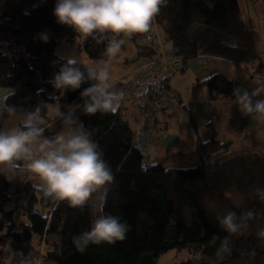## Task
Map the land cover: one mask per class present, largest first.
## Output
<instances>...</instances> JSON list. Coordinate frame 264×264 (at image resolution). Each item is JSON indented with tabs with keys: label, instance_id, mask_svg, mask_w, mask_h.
Here are the masks:
<instances>
[{
	"label": "trees",
	"instance_id": "16d2710c",
	"mask_svg": "<svg viewBox=\"0 0 264 264\" xmlns=\"http://www.w3.org/2000/svg\"><path fill=\"white\" fill-rule=\"evenodd\" d=\"M54 6L55 0H0V90L9 91L0 99V129L6 120L33 111L43 118L44 129L51 122L43 110L47 104L59 101L67 112L69 106L84 103L81 93L94 83L86 81L64 92L52 87L51 79L65 62L54 51L62 39L77 34L57 23ZM154 20L170 42L172 57L186 61L201 54L242 66L256 60L253 36L241 19L237 0H162ZM40 33L48 34L47 43ZM141 36L133 33L130 38L136 44ZM107 44V33L89 35L82 48L89 59L98 60L104 58ZM136 49L140 54L147 48L136 44ZM203 85L214 97L231 98L234 93L233 82L222 75ZM75 116L114 174L101 214L126 221V238L113 245L90 244L80 253L72 238L90 229L91 202L73 207L28 182L13 198L0 175V259L13 250L18 253L13 264H20L19 253L32 264L31 255L43 239L47 252L42 259L53 264H156L170 250L189 253L181 264H232L234 257L245 264H264V249H259L264 239L256 235L264 228V199L255 195L257 188H264L263 156L232 152L230 144L212 134L207 142L196 143L195 167L167 169L163 160L150 165L146 155L132 149L131 127L118 113L89 115L77 109ZM14 200L22 201L21 219H14L17 210H6ZM229 210L238 216L251 210L255 216L246 218V228L230 234L218 223ZM225 237L231 251L221 260L216 252Z\"/></svg>",
	"mask_w": 264,
	"mask_h": 264
},
{
	"label": "clouds",
	"instance_id": "9594fccd",
	"mask_svg": "<svg viewBox=\"0 0 264 264\" xmlns=\"http://www.w3.org/2000/svg\"><path fill=\"white\" fill-rule=\"evenodd\" d=\"M162 0H55L53 15L57 23L70 26L83 36L98 37L103 33L125 34L145 33L160 10ZM39 38L47 43V33ZM123 43L122 39L108 41L106 53L116 56ZM86 81H94L81 93L85 97L82 105L68 107L59 112L62 130L49 139L42 135L43 118L37 111L29 112L20 127L0 129V166H14L15 161H24L25 167L38 180L36 185L47 196L56 201H66L73 207H82L92 201L95 194L96 206L103 208L106 203L108 186L114 180L110 166L103 159L99 145L91 138L75 116L77 109L93 115L97 112L115 111L121 94L110 91V70L107 64L88 66L82 70L79 61L67 57L59 71L51 79L52 87L59 91L76 90ZM264 89L252 92L234 89L240 111L247 115L256 113L264 118ZM257 97H262L257 99ZM255 195L264 199V188H257ZM251 210L238 216L229 210L218 223L224 231L235 234L247 227L246 218H253ZM129 225L119 216L97 215L89 230L72 238L76 250L83 253L91 245H113L123 241ZM264 239V228L257 232ZM231 251L230 240L225 237L217 249L222 260ZM18 255L10 250L7 259L0 264H13ZM20 264H30L29 258L19 253Z\"/></svg>",
	"mask_w": 264,
	"mask_h": 264
},
{
	"label": "crops",
	"instance_id": "0c3cea01",
	"mask_svg": "<svg viewBox=\"0 0 264 264\" xmlns=\"http://www.w3.org/2000/svg\"><path fill=\"white\" fill-rule=\"evenodd\" d=\"M240 16L243 21L241 11ZM248 22L250 26L258 28L256 37L243 21L253 36L256 56L253 63L236 65L224 59L201 54L186 61L179 58L174 62L167 79V92L173 101L152 128L157 141L149 147L146 154L150 165L163 160L167 169L193 168L199 163L195 154L196 143L207 142L212 134L221 143L230 144L232 152H251L264 157V118L253 113L243 114L235 93L231 98L214 97L203 85L209 78L222 75L233 82L234 89L239 87L249 92L258 88L264 89V20L257 16L254 19L249 17ZM149 54L150 51L144 49L139 54L140 63L128 65L129 71L126 74L139 67ZM8 94L9 91L0 90V99L3 100ZM259 98L262 97H257ZM43 110L51 122L45 126L42 135L51 139L62 130V121L58 114L65 110V106H61L59 101H54L47 104ZM24 118L25 116L10 118L3 123L1 129L20 127ZM189 164L193 167H189ZM0 175L13 198L25 182L39 189L36 187L38 180L26 169L22 160L15 161L14 166H0ZM12 209L13 207L9 206L6 210ZM33 241L36 242L35 239ZM43 243L44 240L41 239L36 248L42 251ZM36 253H39V250ZM42 257L43 254L39 257V264H53L43 261ZM35 262L32 257V263Z\"/></svg>",
	"mask_w": 264,
	"mask_h": 264
},
{
	"label": "built area",
	"instance_id": "2783aa9c",
	"mask_svg": "<svg viewBox=\"0 0 264 264\" xmlns=\"http://www.w3.org/2000/svg\"><path fill=\"white\" fill-rule=\"evenodd\" d=\"M139 41L151 56L116 83V92L121 94V100L114 112L124 118H134L131 147L146 155L149 147L157 141L152 128L173 101L167 92V79L178 58L168 54L170 42L161 34L154 18L149 31L142 33ZM42 254L40 252L39 257Z\"/></svg>",
	"mask_w": 264,
	"mask_h": 264
},
{
	"label": "rangeland",
	"instance_id": "374dc122",
	"mask_svg": "<svg viewBox=\"0 0 264 264\" xmlns=\"http://www.w3.org/2000/svg\"><path fill=\"white\" fill-rule=\"evenodd\" d=\"M238 4L240 6V11L242 13L243 21L246 22L247 27L251 29V31L254 33V35L258 36V28L257 26H250L248 22V18L254 19L257 16L261 17L264 20V0H237ZM264 27V25H263ZM105 35V33H103ZM131 34L125 35V34H112L107 33L108 41L112 39H122L123 43L121 45L120 52L114 56L110 57L107 55V53L104 54V58L98 59V60H91L87 57V55L84 53L82 48V42L85 40V36L77 33L74 36H68L61 40V42L57 45L54 53L56 57L66 60L67 57L74 58L77 61H79V64L83 65L85 68L88 66L93 65H104L107 64L109 66L110 70V84L111 88L110 91L116 92V83L124 77V75L129 71L128 67L131 65H137L140 63L139 54L137 53L136 44L143 46L140 41H137L136 44H134L131 40ZM107 47V46H106ZM129 65V66H128ZM7 91V90H4ZM129 122V126L131 128H134L135 126V120L132 117L126 118ZM152 134H154V130L152 129ZM48 138V137H47ZM189 167H193L192 164H189ZM96 200L95 198L91 201V213L92 218L94 219L97 215H101V208L96 206ZM22 201L18 200L13 201V203L10 205V207H13V211L17 210L18 214L15 216V220L21 219V215L19 214V211L21 210ZM44 244V243H43ZM38 245V244H37ZM45 244L43 245V252L41 249H37L34 254L31 256L36 260L35 263L32 264H39V253H43V255L46 254ZM260 250L264 249V243L259 247ZM39 253H36L38 252ZM190 257L189 253L186 250L182 251H175L170 250L164 254H161L156 259V264H181L182 262L186 261ZM42 259V258H41ZM42 261V260H41ZM248 262V261H247ZM232 264H245V261L243 258L234 257L231 261ZM42 264V262H40ZM249 264V262H248Z\"/></svg>",
	"mask_w": 264,
	"mask_h": 264
}]
</instances>
